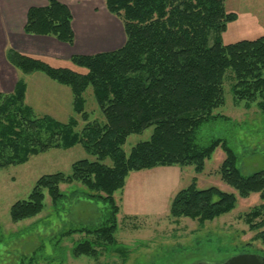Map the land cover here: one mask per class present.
<instances>
[{
  "label": "trees",
  "instance_id": "trees-1",
  "mask_svg": "<svg viewBox=\"0 0 264 264\" xmlns=\"http://www.w3.org/2000/svg\"><path fill=\"white\" fill-rule=\"evenodd\" d=\"M103 1L107 12L121 21L125 43L111 52L72 56L71 63L84 68V74L6 50V61L22 75L40 73L68 87L72 110L86 124L76 131L74 119L60 123L47 115L37 117L25 103L26 84L19 79L11 93L0 94V171L22 165L50 149L81 146L95 161L73 163L69 175L58 172L41 176L27 200L11 206L10 220L17 223L36 217L46 208V197L52 207H57L64 198L60 185L80 184L88 190L84 198L102 202L106 213L98 227L62 234L79 232L93 237L77 243L71 256L98 259L102 251L112 252L124 264L128 251L115 240L119 207L114 194L123 189L131 172L192 166L199 174L205 161L220 148L226 157L219 169L222 181L240 198L259 193L264 200V169L243 175L237 168L236 154L225 141L213 139L201 145L196 140L202 124L225 119L211 112L222 105V83L228 70L233 74L234 98L256 102L264 113V36L224 45L221 34L228 23L236 20L234 13L225 11L224 0ZM71 21L67 6L48 0L46 6L27 10L23 31L72 45ZM88 87L104 124L88 122L83 98ZM149 127L153 128L150 139L138 143L126 155L122 146L127 137ZM106 159L111 160V166L103 163ZM235 206L233 194L215 187L199 190L193 182L176 193L169 215L203 225L226 215ZM261 212L262 209H253L244 221L249 230L257 231L255 238L264 244ZM36 252L26 259L27 264L35 262Z\"/></svg>",
  "mask_w": 264,
  "mask_h": 264
},
{
  "label": "rangeland",
  "instance_id": "rangeland-1",
  "mask_svg": "<svg viewBox=\"0 0 264 264\" xmlns=\"http://www.w3.org/2000/svg\"><path fill=\"white\" fill-rule=\"evenodd\" d=\"M95 6L107 12L103 0H96ZM224 8L227 13L236 15V20L228 23L221 34L224 45L264 36V0H224ZM113 17L122 26L121 21ZM44 62L80 74L86 72L64 59L48 58ZM19 75L29 89L25 103L37 117L47 115L60 123L74 119L77 121L76 131L83 128L86 122L73 112L68 87H60L43 74L38 75L45 82L40 85L33 77L20 72ZM233 83V74L228 70L222 83V105L211 112V115L225 119L202 124L196 140L201 145H207L213 139L225 141L236 154L237 168L243 175H249L264 169V113L256 102L236 100ZM83 98L88 122L104 124L105 119L90 87ZM152 131L153 128L149 127L141 133L129 135L122 146L124 153L128 155L138 143L148 141ZM225 158L224 152L217 148L199 174L192 166H165L129 173L123 189L114 194L119 207L115 240L118 246L128 251L124 264H219L239 254L264 257V244L255 238L257 231L249 230L244 221V216L257 208L262 209L264 216V200L259 193L240 198L222 181L219 169ZM80 160L95 161V158L77 145L67 150L50 149L32 156L22 165L0 171V264H27L26 259L35 251L33 264H123L122 258L112 252L102 251L98 259L71 256V249L77 243L93 240V237L79 232L71 236L62 234L69 230L98 227L103 224L106 213L102 202L84 198L88 190L80 184L60 185L64 198L57 207H52L46 197V208L36 217L17 223L10 220L11 206L27 200L41 176L58 172L69 175L72 164ZM103 163L111 166L110 159ZM193 182L199 190L215 187L233 194L235 208L203 225L188 218H171L172 199Z\"/></svg>",
  "mask_w": 264,
  "mask_h": 264
},
{
  "label": "crops",
  "instance_id": "crops-1",
  "mask_svg": "<svg viewBox=\"0 0 264 264\" xmlns=\"http://www.w3.org/2000/svg\"><path fill=\"white\" fill-rule=\"evenodd\" d=\"M48 0H0V93H11L21 79L5 59V52L12 49L43 61H70L74 55H94L121 48L125 36L121 24L105 10L97 9L96 0H56L68 7L72 15L74 35L72 46L48 36L26 35L23 31L26 13L30 7H43ZM84 42L80 44V42ZM40 74L29 75L38 84H44ZM51 81V80H50ZM43 82V83H41ZM26 84L25 98L28 95ZM58 85V84H57ZM60 87H63L59 85ZM58 96L59 94H55Z\"/></svg>",
  "mask_w": 264,
  "mask_h": 264
},
{
  "label": "water",
  "instance_id": "water-1",
  "mask_svg": "<svg viewBox=\"0 0 264 264\" xmlns=\"http://www.w3.org/2000/svg\"><path fill=\"white\" fill-rule=\"evenodd\" d=\"M219 264H264V257H258L251 254H239L230 257L226 261Z\"/></svg>",
  "mask_w": 264,
  "mask_h": 264
}]
</instances>
